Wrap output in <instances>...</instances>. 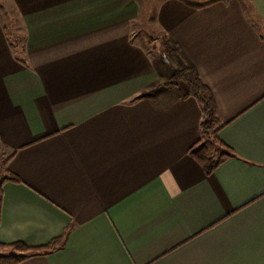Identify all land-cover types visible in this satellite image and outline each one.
Returning a JSON list of instances; mask_svg holds the SVG:
<instances>
[{
    "label": "crops",
    "instance_id": "1",
    "mask_svg": "<svg viewBox=\"0 0 264 264\" xmlns=\"http://www.w3.org/2000/svg\"><path fill=\"white\" fill-rule=\"evenodd\" d=\"M155 1L228 155L207 174L189 153L201 104L133 39L140 0H9L23 33L20 55L0 16V249L53 247L14 264H264V0Z\"/></svg>",
    "mask_w": 264,
    "mask_h": 264
},
{
    "label": "trees",
    "instance_id": "2",
    "mask_svg": "<svg viewBox=\"0 0 264 264\" xmlns=\"http://www.w3.org/2000/svg\"><path fill=\"white\" fill-rule=\"evenodd\" d=\"M9 34L11 35L10 32ZM19 41L21 40L19 39ZM19 51L22 52V48H19ZM163 86L169 89L182 86V89L184 90V97H193L201 104L202 119L200 123V132L202 142L195 148L191 149L189 153L203 166L205 172L210 174L215 169V167L228 155L226 147H223L222 143L219 142L217 138V133L221 127V124L216 116L215 102L210 89L202 82L198 72L193 66H185L181 69L175 70L166 80ZM210 142H214L219 146H222V152H219L215 158L210 155ZM213 147L214 145L212 146V149ZM6 179L17 181V178L13 177L12 175H7ZM55 244H58V242ZM1 246L21 252H36L53 248L51 245H49L42 249H30L18 242ZM20 259L21 257L18 258L11 255L7 259V264H14Z\"/></svg>",
    "mask_w": 264,
    "mask_h": 264
},
{
    "label": "rangeland",
    "instance_id": "3",
    "mask_svg": "<svg viewBox=\"0 0 264 264\" xmlns=\"http://www.w3.org/2000/svg\"><path fill=\"white\" fill-rule=\"evenodd\" d=\"M155 0H140L143 5L141 7V16L132 25L133 39L141 42L145 45L150 55L157 61V67L163 71V75L172 74L175 70V63L172 59V47L166 39H162L159 30L154 24V13L156 9ZM146 5V6H145ZM0 16L3 19L7 30L12 35V41L14 43H19V48L21 43L17 38V35H22L23 30L20 21L14 17L12 12V6L9 0H0ZM20 37V36H19ZM21 55V52L19 51ZM161 74V72H160ZM162 88L161 86L157 89ZM213 143V144H212ZM210 142L209 149L210 155L222 152V147L214 142ZM214 145L213 149L212 146ZM1 165V162H0ZM2 166H0L1 168ZM12 251V249H11ZM8 249H0V264H7V255L11 253Z\"/></svg>",
    "mask_w": 264,
    "mask_h": 264
}]
</instances>
